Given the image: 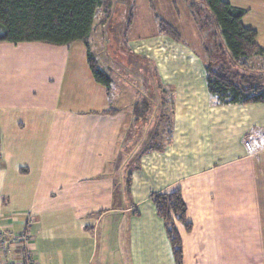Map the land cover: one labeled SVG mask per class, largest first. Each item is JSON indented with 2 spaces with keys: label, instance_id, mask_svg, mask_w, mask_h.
Segmentation results:
<instances>
[{
  "label": "crops",
  "instance_id": "obj_1",
  "mask_svg": "<svg viewBox=\"0 0 264 264\" xmlns=\"http://www.w3.org/2000/svg\"><path fill=\"white\" fill-rule=\"evenodd\" d=\"M194 40L146 44L165 128L149 81L97 83L82 42H0V233L26 236L0 264H175L151 200L173 189L183 264H264V103L216 102Z\"/></svg>",
  "mask_w": 264,
  "mask_h": 264
},
{
  "label": "trees",
  "instance_id": "obj_2",
  "mask_svg": "<svg viewBox=\"0 0 264 264\" xmlns=\"http://www.w3.org/2000/svg\"><path fill=\"white\" fill-rule=\"evenodd\" d=\"M103 0H0V42H43L69 45L82 42L93 79L108 87L110 77L93 55L89 37L97 10ZM193 20L202 35V50L210 95L219 104L264 103V83L253 74L246 59L262 55L257 32L242 24L245 10L224 0H187ZM198 4V5H197ZM160 33L179 41L176 30L155 14ZM130 22V20H129ZM259 72V71H258ZM250 75V76H249ZM157 215L163 220L175 264H183L182 242L176 223L186 230V204L181 191L173 189L152 194Z\"/></svg>",
  "mask_w": 264,
  "mask_h": 264
},
{
  "label": "rangeland",
  "instance_id": "obj_3",
  "mask_svg": "<svg viewBox=\"0 0 264 264\" xmlns=\"http://www.w3.org/2000/svg\"><path fill=\"white\" fill-rule=\"evenodd\" d=\"M193 1L198 3L197 0ZM224 1L246 11L243 22L258 31V43L264 48V0ZM187 4V0H103L95 15L94 27L89 37L91 51L102 69H117L126 75H139L141 78L144 76L149 81L146 90L153 92V98H150L152 112L148 117L152 116L156 109L163 111L164 107L165 113L161 116L163 128L169 123V100L162 99L161 92L159 96L155 93L160 86L164 87L163 93L168 89L167 97L170 91L166 86L160 85V72L155 73L152 61L146 60L143 55L147 49L146 44L154 42L160 47V53L172 61L173 50H179V45L173 39L159 32L155 18L157 14L177 29L176 32L181 33L180 40L183 38L189 44V40L195 36L193 48L197 49L201 59L205 62L209 60L204 51L199 50V41L202 42L203 38L196 22L191 21L193 18ZM74 46L84 47L80 42H76ZM108 53H111L113 58ZM183 57L187 58L186 55ZM246 61L250 67L256 69L255 72L248 70L246 73L257 76V79L264 83V53L252 55ZM138 64L140 66L137 67ZM86 222L88 224L90 220L87 219Z\"/></svg>",
  "mask_w": 264,
  "mask_h": 264
},
{
  "label": "built area",
  "instance_id": "obj_4",
  "mask_svg": "<svg viewBox=\"0 0 264 264\" xmlns=\"http://www.w3.org/2000/svg\"><path fill=\"white\" fill-rule=\"evenodd\" d=\"M11 236H12L11 234L0 233V251L1 252L4 253L6 251L8 242H16L18 240H24L26 238V236L24 234L14 236L12 238H11ZM8 237H10V238L7 239ZM22 257H23V259L21 261V264H34V260L31 256V253L26 248L23 252Z\"/></svg>",
  "mask_w": 264,
  "mask_h": 264
}]
</instances>
